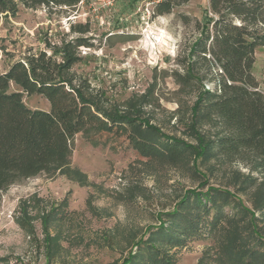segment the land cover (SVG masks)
<instances>
[{"label":"rangeland","instance_id":"1","mask_svg":"<svg viewBox=\"0 0 264 264\" xmlns=\"http://www.w3.org/2000/svg\"><path fill=\"white\" fill-rule=\"evenodd\" d=\"M153 5L150 0H83L75 10L50 13L19 4L16 16H0V72L29 53L48 50L47 44L75 38L71 25L89 24L93 47L80 49L82 61L72 73L89 84V93L108 101L106 108L140 115L193 148L178 159L147 157L126 135H77L69 170L24 180L3 193L0 264H121L140 250L147 256L145 241L161 223L169 226L167 215L189 190H229L254 212L256 224H263L264 211L254 209L253 200L264 191V177L243 164L225 163L214 149L203 148L204 155H198L202 148L188 133L198 93L214 84L186 86L178 74L187 72L189 48L200 35L196 24L207 20L209 0H192L159 17H153ZM255 57L254 75L264 91V47ZM24 103L50 109L39 95L25 96ZM213 117L197 122L207 141L220 133ZM244 184L249 189L240 191ZM249 222L250 217L239 224ZM217 234L204 228L179 245L160 246L176 264H219L218 240H232V234L223 228Z\"/></svg>","mask_w":264,"mask_h":264},{"label":"trees","instance_id":"2","mask_svg":"<svg viewBox=\"0 0 264 264\" xmlns=\"http://www.w3.org/2000/svg\"><path fill=\"white\" fill-rule=\"evenodd\" d=\"M82 1L0 0V16H16L19 4L52 13L75 10ZM191 1L160 0L153 5V17L173 14ZM206 16L196 24L200 35L189 48L187 72L178 74L186 86L214 84L213 89L202 86L198 93L188 133L202 148L198 155L203 148L214 149L225 163L243 164L264 177V91L254 75L256 50L264 47V0H209ZM181 19L185 24L190 21L186 15ZM70 29L75 38L60 46L47 44L48 50L29 53L0 72V199L24 180L69 170L79 134L126 135L147 157L166 154L178 159L193 150L146 118L110 110L102 95L89 93V84L72 71L82 61L80 49L93 47L87 38L91 29L89 24ZM33 95L46 99L50 109L26 106L24 97ZM207 116H214L220 128L217 138L209 141L197 129V122ZM249 181L256 184L255 179ZM248 185L240 191L248 190ZM253 208L264 211V191L254 198ZM167 217L169 228L161 223L146 244L138 243L145 244L147 256L140 250L121 264H176L160 244L179 245L204 228L217 237L221 228L232 234V240H218L219 264H264V222L256 224L254 212L229 190H189ZM249 217L247 226L239 224ZM20 224L24 229V221Z\"/></svg>","mask_w":264,"mask_h":264},{"label":"built area","instance_id":"3","mask_svg":"<svg viewBox=\"0 0 264 264\" xmlns=\"http://www.w3.org/2000/svg\"><path fill=\"white\" fill-rule=\"evenodd\" d=\"M152 4L159 2L160 0H150Z\"/></svg>","mask_w":264,"mask_h":264}]
</instances>
